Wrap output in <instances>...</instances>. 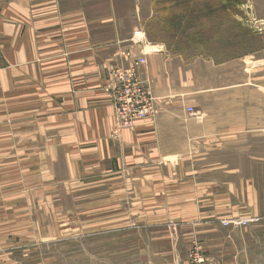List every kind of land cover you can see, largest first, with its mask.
<instances>
[{
    "label": "crops",
    "instance_id": "obj_1",
    "mask_svg": "<svg viewBox=\"0 0 264 264\" xmlns=\"http://www.w3.org/2000/svg\"><path fill=\"white\" fill-rule=\"evenodd\" d=\"M152 17V0H0V247L70 230L72 197L114 212L127 196L187 251L198 239L214 264H264V172L228 153L248 127L188 113L202 88L148 41ZM133 66L157 113L118 128L112 72Z\"/></svg>",
    "mask_w": 264,
    "mask_h": 264
},
{
    "label": "rangeland",
    "instance_id": "obj_2",
    "mask_svg": "<svg viewBox=\"0 0 264 264\" xmlns=\"http://www.w3.org/2000/svg\"><path fill=\"white\" fill-rule=\"evenodd\" d=\"M152 7L148 41L181 57L196 77L202 92L194 111L248 127L228 149L233 170L264 172V0H152ZM96 198L103 199L102 211ZM101 198L90 196L93 203L84 206L72 197L70 230L57 229L50 243L3 245L0 264H196L189 261L196 244L202 264H214L198 239L187 251L167 225L146 223L127 196L114 212L112 198Z\"/></svg>",
    "mask_w": 264,
    "mask_h": 264
},
{
    "label": "built area",
    "instance_id": "obj_3",
    "mask_svg": "<svg viewBox=\"0 0 264 264\" xmlns=\"http://www.w3.org/2000/svg\"><path fill=\"white\" fill-rule=\"evenodd\" d=\"M145 59H139L136 64H143ZM115 82V119L118 128H132L141 119L152 118L157 113L155 97L149 84L143 81L135 66L128 69H115L112 72ZM193 114V107L187 108ZM253 219H237L224 221L237 226H245ZM206 257L201 253L200 246L196 244L189 251V261L202 264Z\"/></svg>",
    "mask_w": 264,
    "mask_h": 264
}]
</instances>
